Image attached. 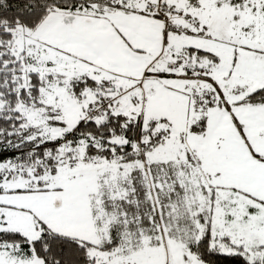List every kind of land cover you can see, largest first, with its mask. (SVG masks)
<instances>
[{
    "label": "snow or ice",
    "instance_id": "1",
    "mask_svg": "<svg viewBox=\"0 0 264 264\" xmlns=\"http://www.w3.org/2000/svg\"><path fill=\"white\" fill-rule=\"evenodd\" d=\"M0 264H264V0H0Z\"/></svg>",
    "mask_w": 264,
    "mask_h": 264
}]
</instances>
